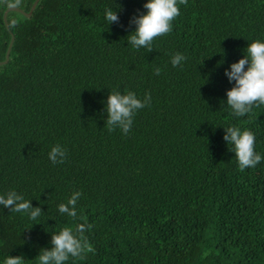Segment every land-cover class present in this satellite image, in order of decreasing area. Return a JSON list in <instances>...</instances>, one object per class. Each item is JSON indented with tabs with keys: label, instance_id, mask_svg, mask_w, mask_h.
<instances>
[{
	"label": "trees",
	"instance_id": "obj_1",
	"mask_svg": "<svg viewBox=\"0 0 264 264\" xmlns=\"http://www.w3.org/2000/svg\"><path fill=\"white\" fill-rule=\"evenodd\" d=\"M33 1L0 0V62L13 35L0 65V193L42 213L0 207V258L35 264L48 233L85 223L94 251L64 264H264V105L234 117L222 102L223 70L264 40V0H177L151 50L125 41L143 0H38L29 17L9 11L6 29L4 10ZM106 5L117 7L108 25ZM175 52L185 60L173 67ZM114 90L150 96L126 134L104 124ZM229 125L253 133L256 166L237 168ZM53 144L61 163L47 159ZM75 190L77 217L58 214Z\"/></svg>",
	"mask_w": 264,
	"mask_h": 264
},
{
	"label": "clouds",
	"instance_id": "obj_2",
	"mask_svg": "<svg viewBox=\"0 0 264 264\" xmlns=\"http://www.w3.org/2000/svg\"><path fill=\"white\" fill-rule=\"evenodd\" d=\"M112 4L116 5L114 0ZM141 7L143 11L137 10V14L130 18L129 22L134 27L126 34L125 41L134 50L138 48L151 50L153 38L171 30V21L179 12L177 0H143ZM116 10L117 7L104 6L102 18L106 25L118 20ZM184 60L185 57L179 52L169 56V63L173 67L181 65ZM152 71L158 75L160 68L153 67ZM223 75L230 83V87L224 90L222 102L230 109L232 116L243 117L254 104L264 105V40L247 41L243 54L228 64L223 70ZM149 101L150 96L147 92L143 97L137 96L132 91L107 92L102 101V113L108 131H112L115 127L126 134L136 111ZM222 129L221 138L234 155L238 169L254 167L261 161L260 152L254 151V135L251 131L232 125ZM46 155L50 163L58 164L63 161L65 150L59 144H53ZM80 195L79 190L72 191L63 202L56 205L57 213L76 218L75 205ZM0 207L26 215L33 221L42 213L39 204L31 205L29 199H25L13 189L0 193ZM85 228V223H76L74 227L62 226L48 233L49 247L38 249L35 264H64L70 256L82 259L84 253L94 251L83 235ZM25 261L22 254H6L0 258V264H25Z\"/></svg>",
	"mask_w": 264,
	"mask_h": 264
},
{
	"label": "water",
	"instance_id": "obj_3",
	"mask_svg": "<svg viewBox=\"0 0 264 264\" xmlns=\"http://www.w3.org/2000/svg\"><path fill=\"white\" fill-rule=\"evenodd\" d=\"M38 2V0H34L33 3L31 4L29 10L27 12L23 11L21 8L17 7V6H8L3 14H2V19H3V24L5 26L6 29H8V24H7V19H6V16H7V13L9 11H16V12H19L21 13L22 15H24L25 17H29L36 5V3ZM12 43H13V35L11 34L10 35V41L8 43V46H7V49H6V52H5V56H4V60L0 62V65H4L7 63L8 61V58H9V53H10V49H11V46H12Z\"/></svg>",
	"mask_w": 264,
	"mask_h": 264
}]
</instances>
